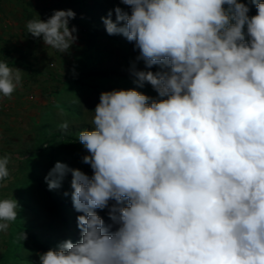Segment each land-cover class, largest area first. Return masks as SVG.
Listing matches in <instances>:
<instances>
[{
  "label": "clouds",
  "instance_id": "9594fccd",
  "mask_svg": "<svg viewBox=\"0 0 264 264\" xmlns=\"http://www.w3.org/2000/svg\"><path fill=\"white\" fill-rule=\"evenodd\" d=\"M253 2L249 16L239 0H122L130 15L116 8V22L102 18L109 35L135 42L146 67L161 66L133 70L161 99L101 93L94 130L78 137L92 176L57 162L45 178L56 189L71 171L81 240L40 254L39 264H264V2ZM74 18L55 10L26 27L64 53L77 39ZM22 72L0 61L2 96ZM8 164L0 158V180ZM110 201L115 232L95 211ZM17 208L0 200V232Z\"/></svg>",
  "mask_w": 264,
  "mask_h": 264
},
{
  "label": "rangeland",
  "instance_id": "374dc122",
  "mask_svg": "<svg viewBox=\"0 0 264 264\" xmlns=\"http://www.w3.org/2000/svg\"><path fill=\"white\" fill-rule=\"evenodd\" d=\"M116 8L131 14L122 0H0V61L23 71L13 94H0V158L9 159L0 200L18 202L17 219L0 232V264H39L35 241H53L58 249L64 241L81 240L77 217L84 213L73 205L71 171L56 189L50 190L45 178L57 162L92 176L83 162L89 153L78 137L83 130H94L101 93L136 89L149 102L161 99L149 83L139 87L133 75L134 69L155 73L161 66L146 67L135 42L106 32L102 18L111 13L116 22ZM69 9L75 13L69 28L77 29V39L67 52L28 33V21H47L55 10ZM113 204L95 210L110 232L119 227L109 217ZM22 232L24 241L18 238Z\"/></svg>",
  "mask_w": 264,
  "mask_h": 264
},
{
  "label": "trees",
  "instance_id": "16d2710c",
  "mask_svg": "<svg viewBox=\"0 0 264 264\" xmlns=\"http://www.w3.org/2000/svg\"><path fill=\"white\" fill-rule=\"evenodd\" d=\"M239 2H243L249 7V9H250V11L248 13L249 16L256 15L257 9H256V5L253 2V0H239ZM257 2H264V0H257ZM225 8H227V5H225ZM246 40H247V37H246ZM66 139L69 141H72V138H66ZM113 202L115 203V201H113ZM126 205H127V201L125 200L123 206H126ZM53 246H54V243H53V241H50V240H46L43 243H40L38 241L34 242V247L40 252V254L45 253L46 251H48L50 249L56 250Z\"/></svg>",
  "mask_w": 264,
  "mask_h": 264
}]
</instances>
